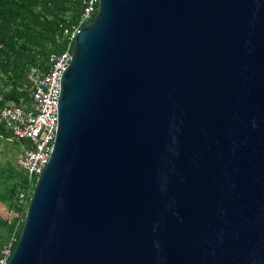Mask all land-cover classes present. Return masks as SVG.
<instances>
[{
	"label": "water",
	"instance_id": "1",
	"mask_svg": "<svg viewBox=\"0 0 264 264\" xmlns=\"http://www.w3.org/2000/svg\"><path fill=\"white\" fill-rule=\"evenodd\" d=\"M98 2L8 264H264V0Z\"/></svg>",
	"mask_w": 264,
	"mask_h": 264
},
{
	"label": "trees",
	"instance_id": "2",
	"mask_svg": "<svg viewBox=\"0 0 264 264\" xmlns=\"http://www.w3.org/2000/svg\"><path fill=\"white\" fill-rule=\"evenodd\" d=\"M86 1L0 0V94L5 104L27 110L33 107L28 73L31 68L46 71L48 59L68 49L64 31L79 24ZM98 9L99 2L91 21ZM10 141L15 144L17 156L22 154L26 143L0 127V144ZM28 185L27 175L18 163L12 165L0 153V251L11 243L13 253L18 244L28 207L19 204L18 195L26 193L30 200L34 187L29 189Z\"/></svg>",
	"mask_w": 264,
	"mask_h": 264
},
{
	"label": "built area",
	"instance_id": "3",
	"mask_svg": "<svg viewBox=\"0 0 264 264\" xmlns=\"http://www.w3.org/2000/svg\"><path fill=\"white\" fill-rule=\"evenodd\" d=\"M98 0H87L79 24L71 30H65L68 38V49L59 55H52L48 59L49 67L46 71L31 68L28 80L32 85L33 107L29 110L22 106L5 104L0 94V127L9 131L13 138L25 142L26 147L18 160V166L27 175L29 189L45 170L53 149L57 125V108L60 89V78L64 69L71 63L76 35L82 26L91 21L96 12ZM26 193L18 195L21 206L28 205ZM11 243L0 251V264H8Z\"/></svg>",
	"mask_w": 264,
	"mask_h": 264
},
{
	"label": "rangeland",
	"instance_id": "4",
	"mask_svg": "<svg viewBox=\"0 0 264 264\" xmlns=\"http://www.w3.org/2000/svg\"><path fill=\"white\" fill-rule=\"evenodd\" d=\"M13 141V140H12ZM3 142L0 144V153H3V155L11 162V164L18 163L19 158L21 157V154L17 156L16 150L14 147V142Z\"/></svg>",
	"mask_w": 264,
	"mask_h": 264
}]
</instances>
